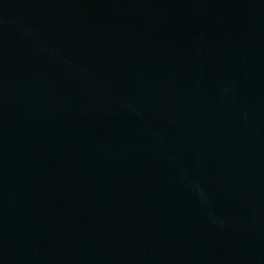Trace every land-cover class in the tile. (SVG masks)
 Here are the masks:
<instances>
[{
    "label": "water",
    "instance_id": "1",
    "mask_svg": "<svg viewBox=\"0 0 264 264\" xmlns=\"http://www.w3.org/2000/svg\"><path fill=\"white\" fill-rule=\"evenodd\" d=\"M0 264H264V0H0Z\"/></svg>",
    "mask_w": 264,
    "mask_h": 264
}]
</instances>
